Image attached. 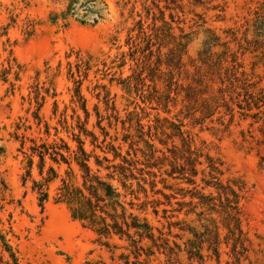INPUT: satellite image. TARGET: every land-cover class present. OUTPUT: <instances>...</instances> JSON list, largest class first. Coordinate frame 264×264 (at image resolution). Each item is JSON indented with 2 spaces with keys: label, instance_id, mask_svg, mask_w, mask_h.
<instances>
[{
  "label": "rangeland",
  "instance_id": "374dc122",
  "mask_svg": "<svg viewBox=\"0 0 264 264\" xmlns=\"http://www.w3.org/2000/svg\"><path fill=\"white\" fill-rule=\"evenodd\" d=\"M174 1L0 0V182L6 185L0 192V231L18 264H117L119 254H127L121 249L125 244L116 240L109 244L118 248L109 253L92 231L71 219L64 204L55 202L59 179L48 184V200L39 206L31 190L32 180H40L37 157L31 178L22 185L27 169L23 153H29L32 142L59 140L71 150L82 142L92 167L94 156L112 161L109 150L114 148L135 164V180L127 183L131 188L124 191L112 182L126 194L125 203L134 205L132 210L126 205L128 211L145 218L170 247L176 244L181 250L192 239L185 230L202 232L211 217L219 227V264H234L230 245L223 243L222 217L191 197L195 191L217 196L201 182L200 171L207 172L204 158L196 166L195 190L165 173L172 145L181 147L177 137L168 139L177 132L172 124L184 132L191 149L222 164L223 184L234 179L245 184L240 207L247 252L240 264H264V51L245 43L256 39L251 24L264 0ZM167 28L171 38L164 36ZM214 36L237 52L239 67L226 75L231 58L220 73L199 62L204 43ZM180 42L186 44L181 58L185 67L169 69V51L178 53ZM221 50L215 46L211 52ZM196 70L202 82L196 89L202 95L194 103L180 88ZM203 100L212 106L207 114L200 113ZM144 142L163 153L155 157H166L155 161L162 168L146 167L154 161L148 162ZM120 157L113 163L122 164ZM45 161L44 172L52 165L64 176V165L57 169L47 157ZM205 248L204 264H216ZM165 254L155 252L148 264H168ZM1 255L6 261L0 250ZM178 258L180 263H171L188 264L184 252Z\"/></svg>",
  "mask_w": 264,
  "mask_h": 264
},
{
  "label": "trees",
  "instance_id": "16d2710c",
  "mask_svg": "<svg viewBox=\"0 0 264 264\" xmlns=\"http://www.w3.org/2000/svg\"><path fill=\"white\" fill-rule=\"evenodd\" d=\"M95 0H89L94 2ZM171 3H175L174 0H170ZM183 1V0H180ZM170 17H172L170 15ZM164 26L166 23L164 22ZM252 29L255 30L254 35L256 39L253 42H247V46H256V49L264 51V6L255 12V19L251 24ZM249 27L246 28L248 30ZM169 38L170 28L166 29L165 35ZM180 39H183L180 38ZM149 41V40H148ZM149 45V43H147ZM220 47L222 50L220 53H212V47ZM185 43H177L175 49L169 51L172 56L170 64H166L167 68L182 69L185 67L182 64V55L185 54ZM205 49L199 52V62L208 66L211 70L223 69V64L226 63L228 58H231L230 69H224L225 75L239 67L236 63V53L230 51L227 43H219V39L214 36L210 38L208 42L204 43ZM149 46H146V50H149ZM242 49V45H238V50ZM150 52V50H149ZM264 53V52H263ZM160 56V55H159ZM176 57V61L174 58ZM214 58V61H213ZM157 70V69H156ZM220 73V72H219ZM186 79H188V72L185 71ZM200 70H196L191 76V82L184 88L181 87V91L185 94L187 101L197 103L199 100L198 95L202 93L196 89V86L200 85ZM225 81L228 77L224 76ZM220 83L223 80L220 78ZM175 84L170 82L169 85ZM222 89H218V93H221ZM210 99V98H209ZM205 107L200 110V113L207 114L211 112V104L209 100H203ZM196 111V110H195ZM172 129H176V133L169 134L168 139L177 137L181 141V147L178 148L172 145L169 153L171 154V161H168L169 171H166L167 177L174 180H184L187 184L193 186V190L197 187L194 178L199 173L196 170V166H201L200 159L203 157L206 163V170H201L202 174L201 182L204 187L213 188L217 196L212 194L203 195L198 191L195 194H191V197H195L198 202L197 205L206 207L208 211L215 212L222 217L223 229L225 234L223 235V243L226 246L230 245V256L234 264H240L241 258H245L247 252L246 234L241 229V207L240 202L244 199L245 184L239 179L227 180L223 184L219 178L223 176L221 170V163L210 158L208 155H203L197 150L191 149V145L184 132L180 130V127L172 124ZM149 149L148 162L150 163L147 168L160 165L158 168H162V163H155L161 160H166V157L159 159L155 157L156 153H163L153 148L152 144L144 142ZM132 144V143H131ZM23 145V143H22ZM4 150L0 147V153ZM29 153H23L27 169L26 175L22 178V185L25 184V178H31V170L33 165V158H38L37 174L40 177L39 181L32 180L31 190L37 195L39 206L42 208L43 204L48 200V184L59 179V185L56 188L55 202L62 203L66 206L70 217L74 221H78L83 228L92 231L96 238V242L100 246L107 249L109 253H113V250L117 249L115 245H110V241L122 242L125 245L121 247L127 254L120 253L117 257V264H148L150 258L155 255V252L162 251V254L166 253V263L172 264L171 261H179V255L184 252L188 264H204L203 262V245L206 244V251L210 252L214 256L216 264H219L220 254L218 251L220 245V233L214 219L211 217L205 220L207 223L202 225V232L196 231L193 228H188L187 233L190 234L192 239L187 240L184 245V249L174 244V247L168 245V240L162 238V233L153 228L145 218L128 211L126 205L132 210L134 205L131 202L125 203V195L121 194L119 189L115 187L112 182L117 181L120 187L126 191L131 188L130 184H127L131 180H135L133 175V162H129L126 158L120 157L119 154L112 148L113 160L110 161L106 157L99 159L94 156V167L90 164L91 155L86 153L82 147V142L77 141L76 150H71L66 143L59 140V143L46 144L41 143L36 145L32 142V146L28 148ZM64 154H67L65 156ZM128 155V154H127ZM46 157L57 166V169L61 165H64L66 169L63 171V177L59 176L54 170L52 165L46 166ZM122 164H114L113 161L119 158ZM133 163V164H132ZM104 171L105 174L101 175ZM207 176V180H206ZM1 190H6V185L3 181L0 182ZM204 188H201L203 190ZM130 195L132 191H130ZM218 207L219 210H215ZM199 215H202L201 213ZM154 231H157L158 236ZM180 231H184L180 229ZM102 239L104 241H102ZM0 250L1 253L6 255V261L3 262L2 255L0 256V264H18L15 254L12 251V247L9 245L6 239V234L0 231ZM133 259V261L130 260ZM114 260V256L110 258ZM91 264H104L101 261H97Z\"/></svg>",
  "mask_w": 264,
  "mask_h": 264
}]
</instances>
